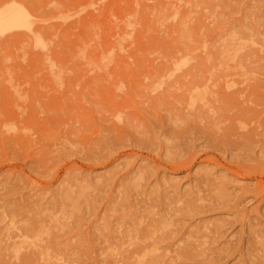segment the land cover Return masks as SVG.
Returning a JSON list of instances; mask_svg holds the SVG:
<instances>
[{"label": "rangeland", "instance_id": "374dc122", "mask_svg": "<svg viewBox=\"0 0 264 264\" xmlns=\"http://www.w3.org/2000/svg\"><path fill=\"white\" fill-rule=\"evenodd\" d=\"M0 264H264V0H0Z\"/></svg>", "mask_w": 264, "mask_h": 264}, {"label": "bare ground", "instance_id": "6f19581e", "mask_svg": "<svg viewBox=\"0 0 264 264\" xmlns=\"http://www.w3.org/2000/svg\"><path fill=\"white\" fill-rule=\"evenodd\" d=\"M23 21H24V14L20 10L12 12L9 17L4 16L2 14L0 15V30L6 28L18 27L23 23Z\"/></svg>", "mask_w": 264, "mask_h": 264}]
</instances>
